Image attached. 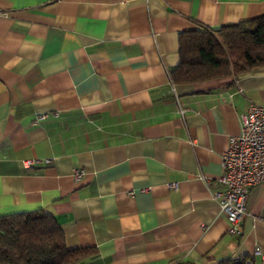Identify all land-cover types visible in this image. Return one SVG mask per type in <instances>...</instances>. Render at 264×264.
Here are the masks:
<instances>
[{
  "label": "crops",
  "instance_id": "0c3cea01",
  "mask_svg": "<svg viewBox=\"0 0 264 264\" xmlns=\"http://www.w3.org/2000/svg\"><path fill=\"white\" fill-rule=\"evenodd\" d=\"M0 13V215L50 213L68 249L95 250L79 264H264V183L240 234L214 198L241 115L264 106V65L168 75L180 33L261 16L264 0H0Z\"/></svg>",
  "mask_w": 264,
  "mask_h": 264
},
{
  "label": "trees",
  "instance_id": "16d2710c",
  "mask_svg": "<svg viewBox=\"0 0 264 264\" xmlns=\"http://www.w3.org/2000/svg\"><path fill=\"white\" fill-rule=\"evenodd\" d=\"M178 64L169 70L173 84H192L237 76L264 65V14L210 29L198 24L178 36ZM91 248L68 249L54 217L38 210L0 215V264H79L94 257ZM222 260L217 264H245Z\"/></svg>",
  "mask_w": 264,
  "mask_h": 264
},
{
  "label": "built area",
  "instance_id": "2783aa9c",
  "mask_svg": "<svg viewBox=\"0 0 264 264\" xmlns=\"http://www.w3.org/2000/svg\"><path fill=\"white\" fill-rule=\"evenodd\" d=\"M47 116L41 114L36 121H42ZM240 120L239 134L230 138L228 148L220 157L222 172L216 178V183L222 190L214 193L219 210L228 221V232L231 234L241 233L240 222L246 214L249 188L264 183V106L250 103ZM49 161L50 159L29 158L22 160V164L25 168H31ZM82 175V169H73L75 180ZM169 187L176 188V185L170 184ZM255 254H259V251L256 250ZM245 264H253L252 259H247Z\"/></svg>",
  "mask_w": 264,
  "mask_h": 264
}]
</instances>
